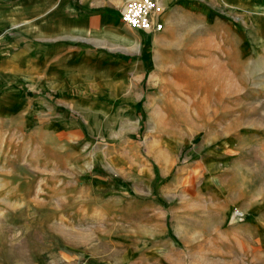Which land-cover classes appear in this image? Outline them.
<instances>
[{
  "label": "rangeland",
  "instance_id": "rangeland-1",
  "mask_svg": "<svg viewBox=\"0 0 264 264\" xmlns=\"http://www.w3.org/2000/svg\"><path fill=\"white\" fill-rule=\"evenodd\" d=\"M216 12L182 26L183 52L152 89L154 182L119 187L128 196L105 211L72 156L0 122V264H264V0ZM198 142L206 155L190 157ZM213 181L221 190L207 193ZM147 192L160 211H132Z\"/></svg>",
  "mask_w": 264,
  "mask_h": 264
},
{
  "label": "crops",
  "instance_id": "crops-1",
  "mask_svg": "<svg viewBox=\"0 0 264 264\" xmlns=\"http://www.w3.org/2000/svg\"><path fill=\"white\" fill-rule=\"evenodd\" d=\"M126 1L0 0V122L6 130L30 126L32 136L72 156L68 166L81 167L80 176L97 184L98 211H105L108 199L128 196L119 195V187L155 180L144 141L152 89L164 82L170 57L183 52L182 26L194 20L197 30L216 19V8L241 12L247 4L156 0L162 29L145 33L121 21ZM206 153V142H198L189 155ZM223 156L229 153L216 151L209 164L219 165ZM95 167L109 174L90 176ZM220 185L205 188L211 193ZM262 192L256 190L258 197ZM140 196L142 204L133 199L132 211H160L148 192ZM256 203L250 211H262Z\"/></svg>",
  "mask_w": 264,
  "mask_h": 264
},
{
  "label": "built area",
  "instance_id": "built-area-1",
  "mask_svg": "<svg viewBox=\"0 0 264 264\" xmlns=\"http://www.w3.org/2000/svg\"><path fill=\"white\" fill-rule=\"evenodd\" d=\"M161 13L156 0H128L121 9L120 19L130 28L153 33L162 29V24L156 20Z\"/></svg>",
  "mask_w": 264,
  "mask_h": 264
}]
</instances>
